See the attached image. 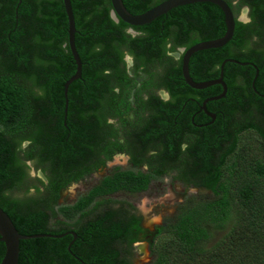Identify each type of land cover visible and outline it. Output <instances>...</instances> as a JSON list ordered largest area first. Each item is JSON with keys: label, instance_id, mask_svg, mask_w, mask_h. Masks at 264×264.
<instances>
[{"label": "trees", "instance_id": "trees-1", "mask_svg": "<svg viewBox=\"0 0 264 264\" xmlns=\"http://www.w3.org/2000/svg\"><path fill=\"white\" fill-rule=\"evenodd\" d=\"M6 1L0 0V208L20 235H47L20 241L18 264H131L140 220L124 205L102 208L93 218L86 209L99 197L143 192L151 179L170 170H180L183 183L200 182L212 199L183 208L164 222L150 245L148 264H264V129L260 122L251 126L258 128V136L245 129L253 116L263 115L264 98L255 112H241L244 104L238 97L234 106L227 105L223 114L229 133L217 143L220 126L204 131L193 127L198 108L188 99L200 101L204 91L185 84L180 64L169 56L176 48L222 36L220 10L209 3L187 5L132 27L111 18L110 0H70L82 67L81 78L69 85L64 120L63 85L76 64L68 48L63 2L32 0L24 8L13 0L9 8ZM163 1L122 3L138 15ZM248 4L251 23L238 24L229 55L242 59L252 53L264 62V0ZM15 25L19 31L12 30ZM253 39V47L244 52ZM199 54L190 61L193 70L218 60L202 61L206 57ZM126 55L132 58L130 68ZM262 65L258 79L264 84ZM142 76L148 79L140 80ZM252 76L243 81L238 96L255 107L254 95L243 96L245 91L252 94ZM228 85L235 91V81ZM159 89L170 99L154 95ZM243 129L246 137L239 136ZM24 142L28 145L22 149ZM116 153L126 154L132 167L145 165L150 172L115 168L86 197L57 206L62 189L104 167ZM26 162L41 169L46 180L30 178ZM30 189L34 194L28 196ZM78 214L76 225L67 223ZM57 215L66 222L54 224ZM67 230L78 239L70 247L73 236L58 237ZM222 230L226 233L208 246Z\"/></svg>", "mask_w": 264, "mask_h": 264}, {"label": "flooded vegetation", "instance_id": "flooded-vegetation-1", "mask_svg": "<svg viewBox=\"0 0 264 264\" xmlns=\"http://www.w3.org/2000/svg\"><path fill=\"white\" fill-rule=\"evenodd\" d=\"M223 1L228 5V7L230 8V11H231V13L233 15V18H234V21H235L234 32H235L236 27L238 26V24L249 25L251 23V12H250V8H249V4H248L249 0L248 1L247 0H223ZM14 2L15 1H13V0L6 1V3H7L9 8H11V6L13 5ZM25 2L28 3L29 7L32 6V0H24V1L20 0L18 4H20V3L23 4L24 3L25 6H23V7L27 8V5H26ZM220 12H221V10H220ZM221 15H222V20L224 22V16H223L222 12H221ZM20 28L21 27H17L15 25L14 28H12V30L19 31ZM224 28H225V24H224ZM127 32L131 33V34L135 33V32H133L132 29H128ZM222 36H220V37H222ZM220 37H218V38H220ZM213 39H217V38H213ZM213 39L200 40V41H197L196 43H194L192 46H194V45H196L198 43L207 42V41H210V40H213ZM254 42H255V40L253 39L251 41L250 45L247 48H245L243 51L247 52L250 48H252ZM228 43L225 46H223L221 48H218V49H208V50L196 51V52L193 53V55H191L189 57V60H188V75H189L191 81L193 83H196V84H201V83L210 84V86H208V87L195 89L197 91H201V93H202V91H204L203 92L204 93L203 97H202V99L200 101H195L192 98L188 99V102H194V103L196 102V106L198 108L192 114V118L191 119L194 122L193 123V127L195 129H199L201 131H204V130H209V129H215V128H218L220 126L221 127V131L223 132V134L222 135H218L217 138L215 136L214 139H215V141L217 143H218V139L219 138H221V137L224 138V137H226L227 133H229L228 132L229 131V129H228L229 125L224 122V114H223V110L228 108L227 105L232 104V106H234V100L238 97V99H240V101L244 104L243 108L240 107L241 110H242L241 112H244L245 110L246 111H254L255 112L256 111L255 109L258 108L257 110H259L263 106L262 103L259 101V98H261V97L264 98V94L262 92L263 90L258 87V86H261V87L264 88L263 79H258L260 77V72H261L262 67H263L262 64L264 62L260 60L261 59L260 57L252 55V53H247L246 57H244L242 59H237V58H234L233 56H230L229 55V51H230L231 48H230V46H228ZM192 46H190L188 48L179 47V48H176L175 51L169 52V56L173 57V59L176 62V64H180L181 74H182V58L184 57L186 52ZM199 52H202V54H199L198 57L199 56H201L200 58L206 57V59L205 60L203 59L202 61H208L211 58L212 59L217 58L218 60L215 63H213V64H212V62L208 63L209 61L208 62H203L201 64L200 71L193 70V68L190 66V61H191L192 57L195 54L199 53ZM37 54L41 56L40 53L37 52ZM127 56L128 55H126L124 57L125 61H126V57ZM129 58L131 60V66H132L133 65L132 58L131 57H129ZM259 63H260V65H259ZM227 64H230L231 67H225ZM197 74H200V75L197 76ZM252 74H253V76L251 78V83H250V86H251L250 92L252 94H250L248 91H245L243 96L244 95H248V96L249 95L250 96L254 95V97L251 96L252 97L251 99H253L254 104L256 105L255 106L256 108L254 107L253 103L250 102V100L247 101V99L243 98L242 95L238 96L240 93H242V92H240V88L243 85V81L246 78L250 77ZM182 79L185 82V80L183 78V75H182ZM216 81H221V82L217 83V84H214ZM230 81H235V91H231L230 90L229 85H228V83ZM185 84H187V83L185 82ZM256 84H257V88L258 89L255 88ZM192 89H194V88H192ZM133 92H135V91L133 90ZM155 94L163 101H167V100L170 99V94L167 91L163 90V89L155 90L154 95ZM217 97H219V99H215ZM147 98H148V96L146 95L144 97V99L146 100ZM153 98H154V96H153ZM129 101L131 103H133L134 102V97L129 98ZM189 111L191 113V110H189ZM245 115H246V112H245ZM252 118H254V119H250L248 121V122H250L247 125L248 127L245 128V129L249 130L251 135L256 134V132L258 130L257 127L251 128V126H254L253 125L254 123H255V126H256V123L260 122V125L264 129V113H263L262 116H253ZM245 129H243V131ZM243 131H241V132H243ZM258 142L261 143L259 140H258ZM254 144H256V143H254ZM27 145H28V143L24 142V143L21 144V148L23 149V148L27 147ZM120 154H123V153H120ZM125 156H127V155L125 154ZM108 162L109 161H107L106 163H108ZM28 163H30V162H26L27 167H28ZM105 166L101 167V168H99V169H97L95 171L90 172L88 175H85L84 177H87V176H89L91 174H94V173H98L101 169H104ZM27 169H28L27 170V174H28V176L30 178H39V177H32L30 175V173H29V167ZM35 170L38 173H40L45 178V176H44L43 172L41 171V169H35ZM122 171H124V170H122ZM105 177H107V176L102 177L101 180L103 178H105ZM82 179H80L79 181L72 182L71 184L78 183ZM99 182L97 183V185L99 184ZM96 186H94V187H96ZM62 190H61V192H62ZM206 190H208V189H206ZM30 191H33V190L30 189L29 192ZM143 192H145V191H143ZM143 192H138L136 194H141ZM10 194L13 195L12 192H9V195ZM57 204H58V201H57ZM132 214H134V213H132ZM134 216L137 219H139V220L141 219L139 214L138 215L134 214ZM139 227H140V223H139ZM140 230H141V228H140ZM68 231H72V230H67L66 232H68ZM64 237H62V238H64ZM77 240L78 239L75 236L73 238V240L70 242L69 246L71 244H74ZM140 243L142 244L143 242H141V241H139V239H137L132 244V248H133L134 244L138 245ZM1 244L2 243L0 242V246H1ZM0 250L1 251L4 250V245H3V249L0 248ZM150 254H151V250H150Z\"/></svg>", "mask_w": 264, "mask_h": 264}, {"label": "rangeland", "instance_id": "rangeland-1", "mask_svg": "<svg viewBox=\"0 0 264 264\" xmlns=\"http://www.w3.org/2000/svg\"><path fill=\"white\" fill-rule=\"evenodd\" d=\"M126 63L127 67L130 68L131 60L129 57H126ZM141 78L140 80L148 79L146 76H142ZM132 97H134V95L130 96V98ZM127 118L133 120L135 116L129 113ZM246 135L247 133L244 131L239 136L246 137ZM28 167L32 177H39L41 180L45 181V178L32 167L31 163H28ZM115 168H119L120 171L130 170L134 173L140 172L142 174L150 172L149 168L145 165L137 168L132 167L129 158L125 156V154L116 153L112 156V159L106 163L104 169H101L98 173L84 177L80 182L73 183L63 189L60 193L57 206H71L79 199L86 197L101 178L110 176ZM179 174L180 170H170L165 175L151 179L145 192L141 194L131 195L125 192H117L109 196L95 199L86 209V211H92L89 214V218H93L102 208H118L122 205L127 206L132 213L140 215L141 230L136 235V238L143 243L133 245L131 264H148L151 261L150 245L166 220L173 219L183 208L186 209L197 203L212 199V192L206 190L200 182L195 184L183 183L178 179ZM33 193L34 190L30 191L28 196H31ZM79 220H81V214H78L72 221H67V223L76 225ZM63 221L65 220L62 215H57L53 223L55 224ZM225 233L226 232L223 230L222 232H215V236L210 240L208 246H211Z\"/></svg>", "mask_w": 264, "mask_h": 264}, {"label": "water", "instance_id": "water-1", "mask_svg": "<svg viewBox=\"0 0 264 264\" xmlns=\"http://www.w3.org/2000/svg\"><path fill=\"white\" fill-rule=\"evenodd\" d=\"M64 5V10L67 19V35H68V48L71 52L73 60L76 64L75 73L64 83L63 85V97L65 100L64 105V120H66L67 107H68V88L69 85L81 78V62L77 54L74 36H75V22L70 5V0H62ZM112 6L111 18L117 22L121 20L122 22L128 24L129 26H144L153 22L155 19L167 14L174 8L193 5L199 3H209L218 7L224 16L225 32L222 37L213 39L207 42L198 43L192 46L182 58V75L185 82L194 89H200L210 86L207 83L196 84L193 83L188 75V60L191 55L196 51L208 50V49H218L225 46L233 37L235 21L230 8L223 0H165L162 3L152 7L146 12L138 15H132L124 7L122 0H110ZM221 81H216L214 84L220 83ZM219 99V97L215 98ZM66 235H71L73 238L76 234L73 231H68L60 234L58 237H64ZM47 237V235H32L23 236L18 233L15 229L9 216L0 208V242L4 245V253L0 260V264H18L19 259V244L22 240H29L34 238ZM70 247V246H69ZM68 247V248H69Z\"/></svg>", "mask_w": 264, "mask_h": 264}, {"label": "clouds", "instance_id": "clouds-1", "mask_svg": "<svg viewBox=\"0 0 264 264\" xmlns=\"http://www.w3.org/2000/svg\"><path fill=\"white\" fill-rule=\"evenodd\" d=\"M63 2V1H62ZM70 5H71V2H70ZM73 12V11H72ZM112 12V11H111ZM111 12H110V15H111ZM66 15V14H65ZM74 15V14H73ZM119 21V20H118ZM117 21V22H118ZM75 22V21H74ZM76 30V29H75ZM75 35H76V32H75ZM67 43H68V35H67ZM74 43H75V36H74ZM76 48V47H75ZM71 53V52H70ZM128 57V56H127ZM82 67V66H81Z\"/></svg>", "mask_w": 264, "mask_h": 264}]
</instances>
